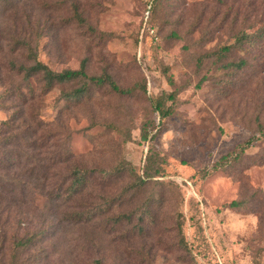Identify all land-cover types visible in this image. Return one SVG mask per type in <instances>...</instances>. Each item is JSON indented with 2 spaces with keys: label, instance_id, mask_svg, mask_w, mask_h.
<instances>
[{
  "label": "rangeland",
  "instance_id": "1",
  "mask_svg": "<svg viewBox=\"0 0 264 264\" xmlns=\"http://www.w3.org/2000/svg\"><path fill=\"white\" fill-rule=\"evenodd\" d=\"M242 32L249 41L238 47ZM31 53L54 71L86 60L89 75L106 70L128 92L93 88L75 104L62 93L70 85L44 91L19 71L31 66ZM239 60L246 67L228 65ZM163 93L173 95L159 123L151 101ZM19 115L60 125L81 168L111 171L125 160L144 177L151 149L164 162L111 211L106 200L130 178L93 175L74 206L89 219L102 216L66 224L70 208L46 207L45 239L14 259L13 233L40 223H10L0 264H264V0H0V122ZM228 154L236 159L213 170ZM147 201L141 234L136 219L104 227L112 213L142 214ZM36 203L43 208V196Z\"/></svg>",
  "mask_w": 264,
  "mask_h": 264
},
{
  "label": "trees",
  "instance_id": "2",
  "mask_svg": "<svg viewBox=\"0 0 264 264\" xmlns=\"http://www.w3.org/2000/svg\"><path fill=\"white\" fill-rule=\"evenodd\" d=\"M80 20V16L75 14ZM248 34L244 32L237 38L235 44L242 47L248 43ZM231 47L223 46L220 51H230ZM32 64L25 68L19 66V71H24L26 79L35 78L43 83V90L49 91L55 86L70 85L71 89L67 92H62L65 98H69L76 102L82 100L85 95L91 92L93 88H105L109 92L122 95L128 92L127 89L119 87L113 80L110 73L102 70L98 75H89L87 73L86 60H82L77 69L62 71H54L47 65L37 60L32 54ZM228 65H235L238 69L246 67L245 60L238 62H230ZM169 83L172 82L169 78ZM172 93L159 97L151 101L154 111L158 112L160 120L168 117L170 109L164 108V99L171 98ZM61 126L58 124L44 123L38 117H30L29 119L22 118L21 115L8 116L7 119L0 122V229L2 243L8 240L5 235L6 228L10 223L16 222L19 224L26 217L37 218L40 227L23 234L15 235L10 238L11 248L13 253L10 254L12 259L15 258L16 252L21 249H28L35 246L37 243H42L45 239V230L50 220L45 213L46 207H61L70 208L69 212L65 213L64 221L69 224L78 222H87L90 219L102 216L99 215L87 218V214L80 212L77 206H74L80 192L87 187L93 175L101 173L103 176L110 177V173L114 172L119 178L129 177L130 180L114 198L106 200L107 210L117 208L122 205V202L130 192L132 194L141 192L147 181L154 176H157L162 171L163 156H160L155 150L148 151L146 157V166L144 167V177L136 174L134 168L125 160L120 161L116 168L111 171L100 169L81 168L73 162V155L65 148V141H61ZM261 129V127H259ZM141 138L147 136L146 129L141 130ZM264 135V132H263ZM254 138H249L239 146V151L243 152L245 148L251 145ZM231 159H236L230 154L221 157L218 163H214L213 170L217 168L223 169L225 163ZM264 158H261V162ZM152 171V172H151ZM43 196L44 207H40L36 203L37 195ZM105 200V198H103ZM239 202L232 201L228 204L230 207H236ZM145 206V205H144ZM143 206V207H144ZM150 201H147L146 207L142 214L139 209H134L131 212L112 213L104 219V227L110 225L120 226L128 224L136 219L135 229L138 233L143 232L142 223L146 217L150 216L148 208ZM75 208L77 210H75ZM106 210V211H107ZM144 213H148L145 217ZM138 215V216H137ZM152 215V222L154 217ZM66 223V224H67ZM183 221H176V229L179 235L178 243L182 249H186L187 244L182 233ZM37 257V256H36ZM99 264V262H96Z\"/></svg>",
  "mask_w": 264,
  "mask_h": 264
}]
</instances>
